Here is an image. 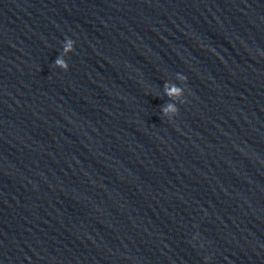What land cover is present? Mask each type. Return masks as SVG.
Masks as SVG:
<instances>
[{
	"label": "clouds",
	"instance_id": "clouds-1",
	"mask_svg": "<svg viewBox=\"0 0 264 264\" xmlns=\"http://www.w3.org/2000/svg\"><path fill=\"white\" fill-rule=\"evenodd\" d=\"M66 51H68V50H70V48H68V49H65ZM56 63L57 64H59L60 66H62V67H65V68H67V65L62 61V60H57L56 61ZM178 91V89H176V88H173V89H171V91L169 92V95H171L172 93H175V92H177ZM169 107H171V106H169Z\"/></svg>",
	"mask_w": 264,
	"mask_h": 264
}]
</instances>
